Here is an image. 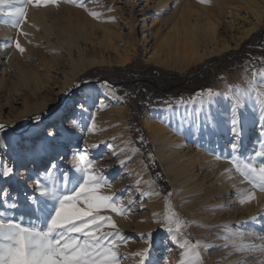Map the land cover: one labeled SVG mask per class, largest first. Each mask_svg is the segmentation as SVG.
Instances as JSON below:
<instances>
[{"label": "rangeland", "instance_id": "374dc122", "mask_svg": "<svg viewBox=\"0 0 264 264\" xmlns=\"http://www.w3.org/2000/svg\"><path fill=\"white\" fill-rule=\"evenodd\" d=\"M164 2L79 0L72 5L56 0L55 4H48L56 8L71 5L86 15L99 14L103 20L92 19L80 28L78 52L72 58L78 68L89 65L64 86L72 73L68 68L71 57L65 54V64L61 63L59 69L50 66L46 74L39 64L22 66L14 60L15 54L6 57L3 49L9 46L0 40V124L15 125L31 115L53 111L21 135L0 131V216L6 220L22 219L25 225L31 220L43 226L52 204L46 203L41 189L71 190L74 185H66L65 178L83 175L78 169L84 166V155V163L91 160L92 171L103 178V194L113 196L125 209L123 214L101 211L116 225L105 226L102 231L118 232L121 237L115 241L120 264H139L136 253L146 247H150L146 264H192L196 253L199 264H264V192L254 190L249 183L248 193V182L233 167L230 148L237 142L238 157L246 160L264 145V65L252 69L244 63L228 72L225 68L217 70L209 85L212 97L207 93L186 98L183 95L180 100L172 98L176 100L174 104L165 103L162 107L151 104L171 99H161L153 89L145 90L143 97L138 95L134 100L129 90L123 89V95H118L97 83L101 79L98 75L82 83L78 92L68 98L67 90L91 71L123 81L127 75L115 69L128 68V75L141 78L153 71L200 80L193 72L197 66L237 50L264 27L263 20L237 48L190 64L166 49L168 21L179 6L172 4L173 0L167 5ZM3 15L0 13V28ZM53 54L48 53L46 59L51 60ZM91 86L105 89L100 93L110 90L122 103L116 99L113 103L99 98L87 100L85 95ZM237 95L241 97L238 108ZM136 102L145 106L141 116L135 112ZM151 108H164L155 111L154 122L160 130L156 143L144 126L146 112ZM234 109L240 122L238 138L232 132ZM70 120L76 121L75 127L69 124ZM133 130L138 131L137 139L143 142L147 154L132 140ZM72 148L77 152L72 153ZM155 150L160 151L162 160ZM149 154L165 176L166 194H162L144 162ZM186 164L188 168L183 171ZM5 168L12 170L7 177L2 174ZM22 168L25 176L21 175ZM250 192L254 198L246 211L245 203H241L242 193ZM260 203L263 206L257 207ZM173 212L185 222L181 233H169L161 222Z\"/></svg>", "mask_w": 264, "mask_h": 264}, {"label": "snow or ice", "instance_id": "6c2138e0", "mask_svg": "<svg viewBox=\"0 0 264 264\" xmlns=\"http://www.w3.org/2000/svg\"><path fill=\"white\" fill-rule=\"evenodd\" d=\"M56 0H0V13L5 14L13 27H19L26 16L28 5L36 7L55 4ZM95 16V13H92ZM17 49H24L17 42ZM239 92L240 90H236ZM208 97L213 96L211 89ZM241 97H236V107L240 106ZM239 119L234 109L231 120L232 132L240 136ZM69 124L76 126L75 120ZM3 126H0L2 128ZM232 164L235 170L252 185V188L264 192V145L255 151L248 159L238 157L239 144L233 142ZM254 156L256 161H253ZM86 156H81L83 168L78 169L83 175L76 178H65L66 185L72 183L71 190L63 191L56 188L41 189L46 197V203H51L50 214L41 223L23 220L5 219L0 216V264H120V257L115 241L121 239L118 232H104L105 226L116 228L110 216L102 215V210L123 214L125 209L111 195L102 192L103 178L92 171L93 162ZM10 168L3 170V176L11 174ZM243 195V194H242ZM254 198V195H243L241 203ZM83 204L84 207L78 205ZM12 207H16L15 204ZM43 211V209H41ZM39 219V218H37ZM167 231L181 233L185 222L173 212L164 221ZM175 225V228H173ZM83 237V239H81ZM247 247V246H245ZM140 257L139 264H146L149 259L150 247L136 253ZM200 257L196 253L192 264H199Z\"/></svg>", "mask_w": 264, "mask_h": 264}, {"label": "bare ground", "instance_id": "6f19581e", "mask_svg": "<svg viewBox=\"0 0 264 264\" xmlns=\"http://www.w3.org/2000/svg\"><path fill=\"white\" fill-rule=\"evenodd\" d=\"M78 1L66 0L72 5H75ZM168 1L165 0L164 4H169ZM172 4L179 6V8L178 11L173 12L172 17L168 21L165 34L169 39L166 42V49L171 51L176 57L187 60L190 64H196L205 57L218 55L229 49L237 48L261 26L264 20V0H173ZM159 11L161 10L159 9ZM92 16V14L86 15L81 10L71 7V5L65 6L63 4L58 8L42 6L39 9L36 6L28 5L26 16L18 28L7 22L9 18L6 15L1 16L0 40L3 41L2 45L6 43L9 46L3 51L6 50L5 55L8 58L15 54L14 60L19 65L29 67L30 64H39L45 68V73L48 74V69L52 65L53 67L57 66L58 69L61 68L60 65L66 58L65 54L72 58L78 52L76 50L78 48V39H80V28L87 25L92 19L96 20L99 18L102 20L99 14L95 17ZM101 23L103 24V22ZM245 25L247 27L243 29ZM230 41L232 42L231 44H229ZM17 42L24 49L23 52L17 49ZM51 51L54 53V57L51 60H47V54L51 53ZM196 53L197 55L194 58L193 56ZM74 63L73 58L72 62L68 63V68L71 69L72 73L66 78L63 86L70 84L80 71L89 65L87 63L85 66L78 68ZM123 63H126V61L124 60ZM62 64H65V62ZM101 90L105 89L99 86H91L85 97L89 101L98 100L99 98L100 101L107 100L109 103H113L116 99L122 103L115 93L110 90H107L109 93H100L103 92ZM78 108L81 110L79 106ZM163 109L151 108L146 112L147 116L145 117L144 126L155 143V138L160 135V130L154 122L157 119L155 111ZM55 119L60 122L58 117ZM72 149V153L77 152L76 149ZM136 151L140 152L137 148ZM155 151L157 158L162 160L163 156H161L160 151ZM74 161L76 162V160ZM186 168H188L187 164L184 166L183 171ZM21 175H26L25 168L21 169ZM247 187L249 193L251 188L249 183ZM250 194L254 195L251 192ZM251 202L252 199L244 202L246 205L244 210L250 209L247 205ZM261 206L263 205L261 204L257 207Z\"/></svg>", "mask_w": 264, "mask_h": 264}, {"label": "trees", "instance_id": "16d2710c", "mask_svg": "<svg viewBox=\"0 0 264 264\" xmlns=\"http://www.w3.org/2000/svg\"><path fill=\"white\" fill-rule=\"evenodd\" d=\"M248 65V67L254 69L263 67L264 65V27L259 30L257 33H254L250 36L249 39L244 41L240 47L237 50L229 51L228 53H225L219 57H213L212 59L206 61L203 65L197 66L193 70L195 73V78L198 77L200 80L191 81L190 86L194 88L193 92L189 95H185L184 97H197L204 93H207L210 85V80L213 78V75L217 73V70H223L224 68L226 71L235 70L239 68L242 64ZM128 68H117L115 69V72L127 75V80L123 81L120 78L115 79L112 77V79L106 78V73H98L97 71H91L89 73H86L83 75L80 80L75 83L73 86H71L67 91L68 98H71L73 95H75L78 90L81 88L82 83H87L90 78L98 75L100 76V80L97 82L99 84L105 85L107 88L115 91L118 95H123V89L129 90L132 94L131 96L134 98L138 95L143 97L145 90L147 89H153L152 85L149 83V79H145L144 77L139 76H133L132 74L128 75L127 73ZM164 76H169L170 78H173L172 81H180L179 78L176 76H170L167 74H164ZM87 78V81L85 82ZM154 80V79H153ZM200 82L198 86L197 83ZM170 85L164 86V92L161 99L164 97H168L171 100H168L167 102H164L162 100L155 101L151 104L153 107H162L165 103L167 104H174L176 102L173 98V95L171 94L172 91L169 89ZM166 88V89H165ZM156 93L155 89H153ZM157 94V93H156ZM136 110L135 112L141 116L142 112L145 109V106H138L136 102ZM52 110L44 111L38 114L31 115L29 118H24L20 120L19 122L15 123V125H4L0 124V126H3L0 128V131L7 133L10 132L12 134H19L21 135L24 130L28 129V127H31L32 125H36L39 123H42V121L52 114ZM143 136L145 135L144 132L142 133ZM138 137V131L133 130L132 131V140H134L136 146L144 151L147 154L146 149L144 148L143 142L137 139ZM147 148H150L148 146ZM144 162L147 166L148 171L152 174L153 179L159 189H161L162 194H166L168 191V184L165 180V176L162 172H160V168L158 166L157 161L154 159V156L152 154H149L148 157L145 156Z\"/></svg>", "mask_w": 264, "mask_h": 264}, {"label": "flooded vegetation", "instance_id": "af4514ba", "mask_svg": "<svg viewBox=\"0 0 264 264\" xmlns=\"http://www.w3.org/2000/svg\"><path fill=\"white\" fill-rule=\"evenodd\" d=\"M145 79H149L150 85L155 89L158 97L163 96L164 86L170 85L169 89L172 91L173 98L181 99L184 95H189L194 88L190 86L191 80L188 78H181L180 81H172L173 78L169 76L160 75L158 72H147ZM154 79V80H153ZM166 89V88H165Z\"/></svg>", "mask_w": 264, "mask_h": 264}, {"label": "water", "instance_id": "95a60500", "mask_svg": "<svg viewBox=\"0 0 264 264\" xmlns=\"http://www.w3.org/2000/svg\"><path fill=\"white\" fill-rule=\"evenodd\" d=\"M87 81V78H86V80H85V82Z\"/></svg>", "mask_w": 264, "mask_h": 264}]
</instances>
